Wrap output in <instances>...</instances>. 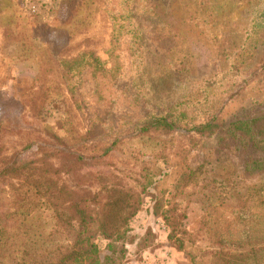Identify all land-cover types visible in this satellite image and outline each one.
Segmentation results:
<instances>
[{"label": "trees", "instance_id": "trees-1", "mask_svg": "<svg viewBox=\"0 0 264 264\" xmlns=\"http://www.w3.org/2000/svg\"><path fill=\"white\" fill-rule=\"evenodd\" d=\"M160 2L104 0L112 29L107 59L85 39L81 54L64 61L60 75L83 133L70 124L65 137L50 140L33 129L0 126V264H124L129 245L139 240L140 256L155 243L152 232L138 239L131 227L146 198L176 251L186 253L197 238L214 249L179 264H264V57L257 55L264 0H252L245 25L223 43L224 69L156 98L145 82L161 50L150 51L149 41L180 36ZM181 71L155 73L171 83ZM248 92L263 94L260 106L226 122L220 101ZM209 138L217 140L211 157L202 151ZM144 139L156 149L126 178L84 173ZM215 203L214 221L195 215ZM45 209L53 243L40 260L26 222Z\"/></svg>", "mask_w": 264, "mask_h": 264}, {"label": "rangeland", "instance_id": "rangeland-1", "mask_svg": "<svg viewBox=\"0 0 264 264\" xmlns=\"http://www.w3.org/2000/svg\"><path fill=\"white\" fill-rule=\"evenodd\" d=\"M160 3L180 36L174 42L149 41L150 51L161 50L160 60H155L159 67L154 61L150 63L145 82L156 98L170 87L180 89L184 80L200 81L225 68L221 53L223 43L245 25L252 0H162ZM111 33L104 0H0V126L33 129L40 138L50 140L52 136L65 137L70 124L83 133L81 118L72 107L60 70L68 57L81 54L85 39L93 40V48L105 61ZM51 54L57 64L51 61ZM257 55L264 57V45ZM168 61L173 67H169ZM175 68L182 70L180 76L171 83L162 82L160 74L168 78L169 71ZM230 98L220 101L224 104L222 115L226 122L242 110L258 108L263 94L248 92ZM216 143L214 138L206 139L203 154L211 157ZM155 145L145 139L132 140L111 157L88 164L84 173L125 175L126 178V172L135 171L140 162L155 151ZM34 155V152L27 153L23 159ZM67 180L74 184L70 177ZM126 180L134 188V184ZM94 184V188H99L97 182ZM216 204L197 208L195 215L214 221L210 213ZM151 206L150 198H146L131 227L138 239L152 232L155 243L140 256L136 245L139 240L129 245L124 264H179L188 261V254L199 258L214 250L197 238L195 245L188 243L186 253L176 251L167 240V226L152 216ZM26 226L38 243V258L45 259L44 249L53 243L54 223L50 211L38 212ZM188 228L191 234L195 233L192 219ZM99 245L104 248L102 241Z\"/></svg>", "mask_w": 264, "mask_h": 264}]
</instances>
